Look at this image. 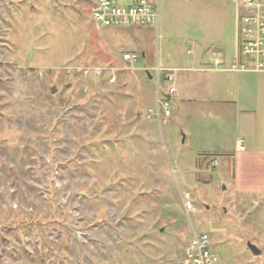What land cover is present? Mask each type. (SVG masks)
<instances>
[{"label": "rangeland", "instance_id": "obj_1", "mask_svg": "<svg viewBox=\"0 0 264 264\" xmlns=\"http://www.w3.org/2000/svg\"><path fill=\"white\" fill-rule=\"evenodd\" d=\"M157 4L159 29L150 26L147 33V26L96 24L93 0H0L6 26V46L0 38V177L13 179L20 200L36 206H0V264H183L194 230L211 237L218 264H264V196L234 197L220 169L214 181L203 176L197 182L189 173L184 183L174 145L185 147V133L174 121H162L157 136L165 147L158 148L145 116L156 86L141 68L159 58L160 65L178 68L175 75L185 73L190 65L182 61L197 40L208 32L216 38L218 24L232 35L235 5ZM147 48L152 57L133 67L115 61L117 51ZM98 66L100 76L85 73ZM156 152L167 167L153 162ZM45 161L62 185L39 175ZM43 183L45 202L37 189ZM185 193L194 213L185 210ZM6 194H0L4 201ZM32 218L36 223H26ZM53 227L60 235L50 232ZM16 236L31 238L24 245L14 242ZM248 242L261 254L254 255Z\"/></svg>", "mask_w": 264, "mask_h": 264}, {"label": "crops", "instance_id": "obj_2", "mask_svg": "<svg viewBox=\"0 0 264 264\" xmlns=\"http://www.w3.org/2000/svg\"><path fill=\"white\" fill-rule=\"evenodd\" d=\"M150 1L158 3V0ZM233 20L232 35L225 26L218 24L219 35L216 38H210L208 32L196 41L194 51H187L188 55H193L182 61L183 65H190L185 68L186 71H182L185 73L175 75L177 94L171 99V116L160 121L147 119V123L152 134L151 142L161 149L165 146L159 141L157 128L162 121L168 124L174 121L185 133L181 140V145L185 147L181 150L180 142L176 141L174 145V150L181 152L177 153L178 166L185 174L184 183L189 180L185 177L189 173L197 177L194 178L197 182L204 181L203 176H207L208 181H214L212 173L220 169L219 173L228 178L234 197L257 199L260 195L264 196V73L227 69L237 54L235 18ZM150 26L154 25L147 26V33L153 31ZM155 28L158 30L159 24ZM122 51L133 52L117 51V55H114L117 63L123 60L120 56ZM141 54L144 59L152 57L149 48ZM217 54L224 61L221 69H213V57ZM160 62L159 58L156 63L149 59L141 68L149 81L153 80L146 69L155 65L171 68L167 64L160 65ZM153 97L155 100V93ZM240 141L244 145L243 150L238 149ZM154 155L155 164L167 167L165 162L162 164L159 160L157 152ZM223 188L226 190L229 186ZM212 247L214 249L213 243Z\"/></svg>", "mask_w": 264, "mask_h": 264}, {"label": "built area", "instance_id": "obj_3", "mask_svg": "<svg viewBox=\"0 0 264 264\" xmlns=\"http://www.w3.org/2000/svg\"><path fill=\"white\" fill-rule=\"evenodd\" d=\"M235 7V24L237 33V54L231 60L229 67L230 71H253L257 73H264V0H231ZM92 18L95 22L102 26H148L158 25L160 13L158 4L150 0H131L130 2H123L121 0H94L92 7ZM6 27V26H5ZM5 27L4 23L0 24V38L3 40L1 45H5ZM142 54L138 51L127 52L123 54V60L129 63L132 67L136 62L141 60ZM224 61L220 54L213 57V69H221ZM85 73L91 71L95 76L103 74L102 67L85 68ZM152 77L156 86L154 104L151 105L145 113L148 119L168 118L172 114L171 99L176 96L177 90L174 86L175 71L172 68H163L155 65L150 69H146ZM238 149L243 150L244 145L240 141ZM50 163V160L48 161ZM48 162H44V166L38 169L39 175L44 172L49 174V180L54 186L62 185L56 177L57 170L53 173L46 170ZM51 166V164H50ZM1 176V175H0ZM4 183L5 187L1 184ZM17 185L13 179L5 181L0 177V194L7 193L9 197L3 200L0 196V206L10 207L18 210L33 211L35 209V202L26 204L20 200V192H18ZM18 190H16V189ZM38 193H40L42 202L49 199L46 185L38 184ZM49 191V190H48ZM23 203V204H22ZM185 210L188 214L194 213L196 207L193 199L189 193H185L183 198ZM52 233L59 234L62 230L53 227ZM15 243L26 245L25 242L31 238L24 236L20 239L19 236L14 237ZM29 238V239H28ZM32 243L39 244L38 239H32ZM8 245V244H7ZM11 245V244H9ZM14 250L18 248L13 247ZM220 261L219 255L212 247L211 237L207 233H200L196 230L184 249L183 264H218Z\"/></svg>", "mask_w": 264, "mask_h": 264}, {"label": "water", "instance_id": "obj_4", "mask_svg": "<svg viewBox=\"0 0 264 264\" xmlns=\"http://www.w3.org/2000/svg\"><path fill=\"white\" fill-rule=\"evenodd\" d=\"M55 90H56V88L52 89L53 92H55ZM248 247L254 255H259L262 252L261 249H259V247H257V245H255L251 242H248Z\"/></svg>", "mask_w": 264, "mask_h": 264}, {"label": "trees", "instance_id": "obj_5", "mask_svg": "<svg viewBox=\"0 0 264 264\" xmlns=\"http://www.w3.org/2000/svg\"><path fill=\"white\" fill-rule=\"evenodd\" d=\"M52 199H54V198L52 197ZM55 204H56V203H55ZM51 207H52V206H51ZM35 208H36V206H35ZM34 210H35V209H34ZM43 211H44V210L40 209V210L37 211V213H39V212H43ZM53 211H54L53 213L55 214L56 211H55L54 208H53ZM56 219H57V217L54 215V217L50 219V222H51V223H52V222H55ZM35 221H36V220H35ZM35 221H34V219L32 218V219L27 220L26 223H29V224L31 225V224H33V223H36Z\"/></svg>", "mask_w": 264, "mask_h": 264}]
</instances>
